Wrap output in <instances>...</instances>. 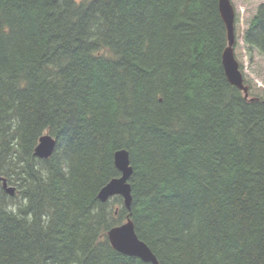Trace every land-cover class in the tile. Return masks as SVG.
Wrapping results in <instances>:
<instances>
[{"label":"trees","instance_id":"16d2710c","mask_svg":"<svg viewBox=\"0 0 264 264\" xmlns=\"http://www.w3.org/2000/svg\"><path fill=\"white\" fill-rule=\"evenodd\" d=\"M219 1L0 0V264H151L109 242L128 217L159 264H264V99ZM243 41L264 58V4ZM123 149L131 211L98 198Z\"/></svg>","mask_w":264,"mask_h":264},{"label":"water","instance_id":"95a60500","mask_svg":"<svg viewBox=\"0 0 264 264\" xmlns=\"http://www.w3.org/2000/svg\"><path fill=\"white\" fill-rule=\"evenodd\" d=\"M219 11L226 25L228 33V45L223 52L222 65L228 81L239 90H241L247 99L255 100L250 97V89L244 82L240 65L235 57L234 45L236 43L235 36V8L231 0H220ZM56 146V140L50 135H43L37 147L35 148V156L40 159H48L52 156ZM114 162L120 176L111 180L104 186L98 198L102 203L108 202L115 196H120L124 200L125 208L131 211L133 198L130 179L133 175L130 154L127 150H119L115 153ZM0 182L7 194L14 196L16 187L9 186L7 180L0 176ZM108 239L112 247L119 253L136 257L145 263L159 264L156 256L149 246L139 239L136 234L134 223L130 217L127 221L119 226L113 227L108 232Z\"/></svg>","mask_w":264,"mask_h":264},{"label":"rangeland","instance_id":"374dc122","mask_svg":"<svg viewBox=\"0 0 264 264\" xmlns=\"http://www.w3.org/2000/svg\"><path fill=\"white\" fill-rule=\"evenodd\" d=\"M235 8V57L243 69L247 81L251 85L250 97L264 99V58L257 52L252 55L247 50L243 35L257 8L264 0H231Z\"/></svg>","mask_w":264,"mask_h":264},{"label":"bare ground","instance_id":"6f19581e","mask_svg":"<svg viewBox=\"0 0 264 264\" xmlns=\"http://www.w3.org/2000/svg\"><path fill=\"white\" fill-rule=\"evenodd\" d=\"M17 165V164H16ZM51 170V169H50ZM140 170V169H139ZM33 191V190H32ZM68 197V196H67ZM184 209V208H183ZM185 213V212H184ZM90 216V215H89ZM143 239V238H142ZM157 258V257H156ZM78 261V260H77Z\"/></svg>","mask_w":264,"mask_h":264}]
</instances>
